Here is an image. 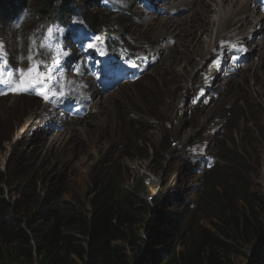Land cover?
Returning a JSON list of instances; mask_svg holds the SVG:
<instances>
[{"label": "rangeland", "instance_id": "1", "mask_svg": "<svg viewBox=\"0 0 264 264\" xmlns=\"http://www.w3.org/2000/svg\"><path fill=\"white\" fill-rule=\"evenodd\" d=\"M174 1L184 0H77L81 12L99 16L98 23L90 27L77 17L76 32L56 24L50 40L41 42L32 15L3 26L7 71L29 89L0 84V139L11 136L0 143V171L8 173L9 184L21 178L37 183L45 197L64 186L66 198L90 207L94 179L127 163L156 184L155 195L169 200L159 207L171 217L198 202L207 162L224 148L248 147L259 160L257 183L264 191V44L257 17L248 45L236 48L233 35V44L216 47L214 31L211 48L212 2L193 0L192 18L189 10H172ZM256 1L264 8V0ZM164 20H173L168 37L152 43ZM37 63L48 71L32 79L26 70ZM135 64L137 76L106 90L112 76ZM45 75L51 79L40 88ZM48 88L47 98L39 94ZM147 116L148 123L142 121ZM171 198L184 206L177 211ZM249 262L236 258L237 264Z\"/></svg>", "mask_w": 264, "mask_h": 264}, {"label": "trees", "instance_id": "2", "mask_svg": "<svg viewBox=\"0 0 264 264\" xmlns=\"http://www.w3.org/2000/svg\"><path fill=\"white\" fill-rule=\"evenodd\" d=\"M24 14L33 16L39 42L50 40L56 24L76 32L75 18L90 27L100 20L81 12L77 0H0V35ZM127 72L132 76L137 70ZM220 154L204 171L198 202L171 217L159 207L169 200L155 195L156 184L127 163L94 179L87 192L90 207L66 198L64 186L45 197L39 184L23 178L9 184L8 173L0 171V264H237L242 256L249 264H264L259 160L248 147ZM222 158L223 166L217 162ZM171 201L177 211L184 206L177 198Z\"/></svg>", "mask_w": 264, "mask_h": 264}, {"label": "bare ground", "instance_id": "3", "mask_svg": "<svg viewBox=\"0 0 264 264\" xmlns=\"http://www.w3.org/2000/svg\"><path fill=\"white\" fill-rule=\"evenodd\" d=\"M212 2V8H213V15L209 19V25H210V32L212 33L210 36V39L207 41L208 46L212 48L214 45L213 42V32L216 31L215 37V46L224 45V42L226 45L233 44V35L236 37L235 46L236 48H241L242 46L248 45L246 38L253 35L252 32H249V26L253 22V18H256L257 25L260 27L262 32L260 33L262 35V43L264 44V14L260 13L261 11L264 13V8L259 5L258 1L256 0H199L201 2L200 4H203V2ZM196 0H194V3ZM173 9H178V11L181 10H189L190 13H192V18L197 14V9L195 8L192 1L184 0L181 2L174 1ZM193 4V5H192ZM172 8V6H171ZM261 9V11L259 10ZM173 22V20H164L162 25L164 29H167V31H163L162 28L159 33H157L154 38H152V43H154L158 38H167L168 37V30L170 27V24ZM235 28L232 32H227L229 28ZM241 27L246 28V30H240ZM151 28H147V30H150ZM155 29V28H154ZM150 32V31H149ZM235 39V38H234ZM229 40V41H226ZM211 43V45H210ZM213 44V45H212ZM153 49V51H152ZM151 49V52L156 53L157 48ZM222 49V48H221ZM224 51H221L222 54L226 52L227 49H224ZM212 49H210L208 52L205 53V55L209 56L212 53ZM149 52V50H148ZM87 92V91H86Z\"/></svg>", "mask_w": 264, "mask_h": 264}, {"label": "snow or ice", "instance_id": "4", "mask_svg": "<svg viewBox=\"0 0 264 264\" xmlns=\"http://www.w3.org/2000/svg\"><path fill=\"white\" fill-rule=\"evenodd\" d=\"M51 31V30H49ZM30 60L32 57L29 58ZM41 69L44 70L46 73L48 70L45 66L41 63H37L35 69L30 65L29 68L26 70L27 73L31 76L32 79H35L37 76L41 75ZM7 77V79H5ZM51 79V76L45 75L43 80L38 82L40 88H43L45 84ZM17 76L15 72H8L7 71V64H6V57L3 51V45L0 44V84H5L9 88L16 90V91H26L29 90L28 88L21 87L16 83ZM51 88H48L46 91H42L39 94L44 95L45 98L48 97V93L51 92Z\"/></svg>", "mask_w": 264, "mask_h": 264}]
</instances>
